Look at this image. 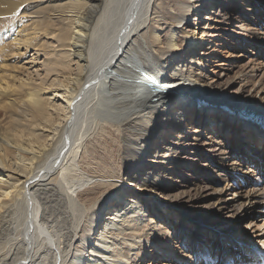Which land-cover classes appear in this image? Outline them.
Instances as JSON below:
<instances>
[{
    "label": "bare ground",
    "instance_id": "bare-ground-1",
    "mask_svg": "<svg viewBox=\"0 0 264 264\" xmlns=\"http://www.w3.org/2000/svg\"><path fill=\"white\" fill-rule=\"evenodd\" d=\"M202 2L0 0V264H147L149 245L162 252L159 243H171L153 240L158 231L157 218L151 214L160 213L158 202L164 203L167 214L193 218L196 228L210 225L219 230V236L235 235L234 222L243 225L255 210L264 198L262 179L254 180L255 172L264 177V136L252 126L264 123L243 114L239 118L232 105H248L259 115L264 111V91L246 96L242 86L234 93L238 83L222 86L219 76L204 83L199 77L206 69L201 62L185 56V64L178 62L185 46L199 50L205 45L196 35L184 40L180 36L187 26L182 23L196 8L193 3ZM207 2L210 7L212 0ZM237 4L236 0L230 9L238 11ZM194 13L198 20L203 16ZM174 30L177 34L168 37ZM164 41L167 47L162 48ZM31 52L48 57L47 76L54 73L55 79L34 82L29 69L21 65ZM191 64L197 67L187 75L185 67L188 70ZM57 99L64 105L59 106ZM103 100L108 104L98 108ZM215 107L219 113L213 112ZM193 116L204 120L199 124L205 129L221 124L224 130L230 124L245 128L233 135L244 138V147L214 150L198 177L218 182L209 166L226 163L232 153L239 152L253 166L245 172L242 165L228 163V176H221L246 184L254 180L253 185H258L252 194L232 185L219 190L211 187L200 195L203 199L226 193L232 198L195 217L198 207L189 206L185 198L161 197L176 189L180 170L192 166L180 159V147L175 150L171 142L163 153L153 148L168 127L171 136L175 130L188 132ZM205 129L193 128L192 133L207 135ZM192 140L199 142L200 137ZM184 146L197 150L195 144ZM257 158L260 161L255 163ZM116 180L131 181L137 191L150 192L153 209L135 196L129 198L132 192ZM243 197L245 202L235 205ZM107 211L110 214L103 219ZM220 215L228 216L218 220ZM254 223H245V232L247 238L253 233L257 259H264V232L257 235L264 225ZM193 240L199 247L209 242L195 234ZM167 251L174 253L172 248ZM161 252L154 256L152 251L151 258ZM219 253L225 259L218 264L256 263L253 258L245 262L247 257L239 254L229 258L225 245Z\"/></svg>",
    "mask_w": 264,
    "mask_h": 264
},
{
    "label": "rangeland",
    "instance_id": "rangeland-1",
    "mask_svg": "<svg viewBox=\"0 0 264 264\" xmlns=\"http://www.w3.org/2000/svg\"><path fill=\"white\" fill-rule=\"evenodd\" d=\"M207 1L208 0H203L202 4L200 5L198 3H193L196 8L190 14V18L182 23V25H185L187 23V26L183 28V33L180 34L183 40L192 34L196 35V38L199 39L200 42L203 41L202 44L205 45L199 50H195L193 46H185V51L182 55L179 56L178 62L179 60L181 63L184 61L183 56H185V58H195L197 63L201 62L206 68L200 72L201 76H199L202 77L204 83H211L214 78H217L216 76H219V83L222 86H226L229 83H238L232 90L234 93L238 92L239 89L242 88V86H244L246 89V96L257 95V93L262 89L264 91V0H237L238 4L235 6V8L239 6L238 11H232L230 9L231 4H234L236 0H212V2L209 4L211 5L210 7H207ZM227 3H229L228 6ZM197 6L200 7L197 8ZM181 8L187 10V5L181 4ZM218 8H220V10ZM196 11H199V13H201L204 17L202 16L198 20L197 14L194 13ZM215 12L219 15H215ZM223 21L224 23H222ZM112 27L113 24L110 25V29L109 31H107L109 34L113 30H111ZM175 31L176 30L170 32L168 37L171 38L173 36L172 34H174ZM107 32H102L104 37L108 36ZM175 34H177V32H175ZM166 43L167 41H164L162 48H165L164 46L167 47ZM36 58H38V60H36ZM47 59L48 57L44 56L43 54L36 55L35 52H31L30 55L26 56V59L21 60V65L25 66L26 69H29L28 73L32 74L34 82L38 85L42 82L47 83L48 79H55L56 74L54 73L50 74V76H47L46 70H48L49 66V64H47V62L49 61L46 62ZM183 64H185V62H183ZM195 67H197V65L193 64L189 65L188 70L187 67H185V73L187 75H192L194 73ZM191 100L195 104L196 101H194V99ZM61 103L62 100L57 101V104L59 106H63L64 104L62 105ZM101 103L102 104L99 103L98 108H103L105 104H108L105 102V100H103V102ZM232 107L235 108V110H239H236L238 113L234 114L240 116L239 118L241 119H243L242 115L239 114H243L246 119H250V117L245 116V112L253 113L259 111L243 104H234L232 105ZM215 110L217 112H215ZM222 110L228 111L223 108ZM213 112L219 113L220 109L218 107H215ZM262 114L264 115V111L259 115ZM193 118L194 123L190 128H188V132L175 130L174 135L171 136L170 133L168 134V127V129L165 130V133L162 134V138H160V140L159 138L157 139L159 141L157 144H154L153 148H156L158 152L163 153L164 148L168 146V142H171L173 143V148H175V150H178V148L180 147V159L188 163L189 166H192V169H195H181L180 171H182V178L180 179L178 177L177 179H175L176 182L174 184L177 185L176 189L161 194L162 199L164 196L170 197L172 199L174 198V200L185 198L190 202L189 206L193 205V207L195 208L198 207L197 212L192 216L195 217L197 215H201L204 212H211L213 210V207L218 206V203H225L228 198H232L231 196H229L230 193H226L222 197L203 199L200 195H206L207 191L211 189V187H213L214 190H219L224 189L226 186L230 187V185H232L237 191L241 190L244 194L249 192H251L252 194L253 190L258 189V185L256 183H254L253 185V181L255 180V178L257 180L262 179V182L264 184V177L263 174H258L257 172H255L254 180L250 182L251 184H246V181L243 180H240L239 182L224 180L223 178L225 177V175L226 177L228 176V173L225 171H228V168L231 166H226L228 163H237L242 165L245 172L248 171V168H251L253 166V164L249 163L247 159H244L243 155L239 152L232 153L230 155V160L226 163L218 161L217 163H212V165L209 166V168L212 169L209 172L214 171L216 177L220 179L218 180V182L214 181L210 177H207V179L198 177L199 170L210 163H207V161L209 160V154H212L214 150L219 149L222 152L223 150H226L228 148L233 149L234 147H244V138L233 135L237 132H240L241 130H245V128H242L241 126L236 124H230V126L226 127V129L224 130L223 124H221L214 128L212 126H208V129H205V125H200L204 122V120L199 119L195 116H193L192 119ZM259 124L260 121L253 123L252 128H256V130L259 131L261 130L263 133L262 136H264V126L259 127ZM193 128L205 129L207 131V135L193 134ZM196 137H200L199 142H195L192 140ZM185 142L186 144H184ZM193 144H195V147L197 149L196 151H200L197 154L194 148H191V146H184H193ZM262 148L263 147L260 146V150ZM181 150H187L191 154L181 152ZM254 161L255 163H257L256 161L260 160L257 158L254 159ZM247 164L250 167H248ZM223 167L227 168V170H225ZM221 175H223L224 177ZM236 176L240 177L241 175L236 174ZM210 179L212 180V183L209 181ZM183 181H188L192 185H190V187H187L185 185L186 183H184ZM116 183H120L125 190L132 192V194H127L129 198L135 196L138 200L141 201L144 206H146L147 208L151 207V209H153L150 205L152 201L150 192L141 193L140 191H137V187L134 186L135 184L128 180L120 182L116 180ZM239 186L241 188H239ZM243 202H245L244 197L240 201L236 202L235 205L240 206ZM156 203L157 201H155L153 205L154 207ZM258 203L259 204L255 206V210L251 214H248V216H246L244 224L255 222V226L264 225V208H262V206L264 207V198L260 199ZM161 204L163 205L161 206ZM157 206H159L160 213H158L160 215L157 213H153L154 211L151 214L152 216L157 218L156 229L158 231V235L153 240L155 242H160L161 240L162 242L168 241L171 243L169 245H163L159 243V245L162 246V249L165 250L162 252L160 251V249H156L154 245H149L148 249L150 251V254L152 251L154 252L152 254L154 256L155 254H157L156 251H158L159 253L161 252V254L158 255L154 260L151 258L150 254H146L148 256L146 260L147 264H161L165 261L170 264H218V262H221L225 259V257L222 258L219 253L224 245L229 251V258H233V256H236V254H239L242 255V258L247 257L245 262H249L248 258L257 259L258 256L256 253V247L258 243L255 240L251 239L253 233L250 232V229L253 226L248 230V232H250L249 238H247L245 232L247 229L245 225L243 224L237 226V221L233 224L234 231L236 232L235 235L225 236L224 234H221L219 236V230L216 228L214 229L210 225H200L198 228H196L197 223L193 221V218L191 219L189 217H186L185 215L182 219L179 213L167 214V211L165 209L166 206L163 202H158ZM108 214H110V211H107L104 214L103 219H107ZM228 215H220L217 219L220 220L226 218ZM143 226L145 228V225ZM179 228L183 230L182 233L179 232ZM255 228L257 229V227ZM262 232L264 231L258 230L257 235H260V233ZM193 234H195L197 237H206L208 239L207 241L209 242H205L199 247V245H197L193 240ZM232 236L234 237L232 238ZM240 236H243L244 239H242ZM212 244L213 246L210 247ZM232 244H237L238 246L233 248L231 246ZM205 245L208 246L205 247ZM170 248L174 250L173 254L170 251H167ZM231 249H233V251H236V253L232 252ZM240 249H242L241 253H239ZM178 255L180 256V258L177 257ZM166 256H168V258H166ZM228 262H231L230 264H235L233 260Z\"/></svg>",
    "mask_w": 264,
    "mask_h": 264
},
{
    "label": "water",
    "instance_id": "water-1",
    "mask_svg": "<svg viewBox=\"0 0 264 264\" xmlns=\"http://www.w3.org/2000/svg\"><path fill=\"white\" fill-rule=\"evenodd\" d=\"M245 116H246V117H247V116H248V117L251 116V118H252V117L255 116V113H248V114H246ZM260 116H262V120H261V121L264 123V115L262 114V115H260Z\"/></svg>",
    "mask_w": 264,
    "mask_h": 264
}]
</instances>
